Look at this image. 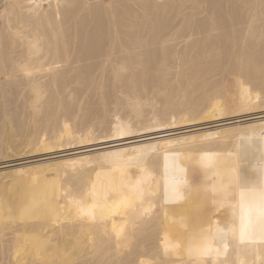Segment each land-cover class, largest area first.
<instances>
[{
  "label": "bare ground",
  "instance_id": "1",
  "mask_svg": "<svg viewBox=\"0 0 264 264\" xmlns=\"http://www.w3.org/2000/svg\"><path fill=\"white\" fill-rule=\"evenodd\" d=\"M9 6L0 18V157L264 109V0ZM11 96L24 99L16 119ZM240 127L24 159L3 181L11 199L0 208V264H264L258 222L241 240V218L264 188V120ZM229 140L235 169L219 177L220 161L206 173L200 152L221 160Z\"/></svg>",
  "mask_w": 264,
  "mask_h": 264
},
{
  "label": "rangeland",
  "instance_id": "2",
  "mask_svg": "<svg viewBox=\"0 0 264 264\" xmlns=\"http://www.w3.org/2000/svg\"><path fill=\"white\" fill-rule=\"evenodd\" d=\"M12 0H0V18H1V16L3 15V13H5V12H7L8 10H9V4H10V2H11ZM224 81V80H223ZM222 81V82H223ZM223 83H226V82H223ZM224 90H226V89H224ZM76 96H78V98H79V100L81 101V103L83 102H85V101H87L88 102V100H86V99H90V97L88 98V96L87 95H85V94H83L82 92H80V93H76ZM13 96H11V97H9V99H11V101H13V103H16V101H18L15 105H19V104H21V102L24 100H22V99H18V98H15V97H13ZM23 98V97H22ZM18 99V100H17ZM19 100H21V101H19ZM8 102H10V101H8ZM13 103L11 102V104L10 103H6V104H9L8 105V107L10 108V109H15V106L13 105ZM10 105H13V107L12 106H10ZM7 106V105H6ZM16 106V107H17ZM21 105H19V109H17V111L16 110H13V111H15V114L17 115H15L14 116V118L16 119V118H19V113H20V107ZM1 107V106H0ZM18 108V107H17ZM2 109H4V106L2 107ZM2 109L0 108V111L2 112ZM5 109H8L7 107H5ZM9 110V109H8ZM22 110V109H21ZM9 111H11V110H9ZM12 111V112H13ZM19 111V112H18ZM1 112H0V115H1ZM18 113V114H17ZM119 115V116H118ZM115 115L113 114L112 115V117L111 118H113V119H122V118H125L126 119V117L127 116H125V115H122V114H117L116 115V117H114ZM117 116H118V118H117ZM151 117V116H150ZM151 118H149V120H150ZM260 121V120H264V109L263 110H259V111H257V112H250V113H246V112H241V113H238V114H232V115H229V116H225V117H221V118H219V119H214V120H208V121H206V122H199V124L198 125H196L195 123H194V125H189V126H186L185 128L183 127L182 129L180 128H178V129H175V130H173L172 129V131H170V132H167V131H163L162 133H159V131L158 132H148L147 130H145V131H140V132H135L134 131V133H133V135L131 136V137H129V138H126L125 140H123V141H114V139H113V137H111V138H107V139H101V140H98V141H92V143H91V141H90V143L89 142H86V143H79L78 145H76V144H72V145H70V146H67L66 148H58V149H56L54 152H52L53 154H51V153H49V152H45V151H48V150H44V151H42L43 153H40L39 152V154L37 153L36 155H38V156H36V157H32V156H30V157H26V158H29V159H31V160H42V159H45V158H49V157H51V158H53V157H56V156H59V155H69V154H73V153H77V152H84V151H89V150H95V149H99L100 147H108V146H110L111 144L112 145H116V143H117V145L118 144H126V143H129V142H135V141H142L143 139L144 140H147V138L148 139H152L153 137H159V136H161L162 134L163 135H165V137L164 138H171V135H170V137H169V134H172V137H174V135H175V137H178V136H181V135H189V134H192L193 132L194 133H196V132H202L203 130H208V129H213V128H230V127H234L235 129L233 130V132H237V131H240V130H242L241 129V125H243V124H247V123H251V122H254V121ZM123 120V119H122ZM218 120V121H217ZM253 120V121H252ZM133 120H130V122H132ZM125 122H128L127 120H125ZM130 122H128L129 124H131ZM134 122V121H133ZM132 122V123H133ZM135 123V122H134ZM201 123V124H200ZM136 125H137V123H135ZM134 124V125H135ZM133 125V124H132ZM132 125H129L131 128L133 127V128H136V126H132ZM139 126V125H138ZM221 126V127H220ZM260 127V126H259ZM18 129V128H17ZM156 129V128H155ZM136 130V129H135ZM151 130H153V129H151ZM84 131H86V130H84ZM17 132L19 133V132H21V129H18L17 130ZM166 132V133H165ZM84 133V132H83ZM85 133H88L87 131L85 132ZM177 133V134H176ZM179 133V134H178ZM183 133V134H182ZM148 134V135H147ZM167 135V136H166ZM178 135V136H177ZM150 136V137H149ZM140 137V138H139ZM18 138H20V137H17V139H15L16 141L18 140ZM146 138V139H145ZM232 138V139H231ZM230 138V140H233L232 142H234V140H235V138H236V135H234V136H232ZM234 138V139H233ZM128 139V140H127ZM251 139V138H250ZM229 140V142L230 143H228L227 144V146H225V148H223V146L221 147V149L220 150H222V149H225V151H227V152H224L223 150H222V154L223 153H225V155L222 157L223 159H219L218 160V157H211L210 158V155H208L207 156V154H211V149H210V153H209V150H205L204 152H203V150H202V152H200L201 153V155H203V159H207L208 160V164L209 165H207V163H206V166H208V167H205L206 169L207 168H209V166L211 165V167H213L214 165H216L215 164V162L217 163V165L219 164V162H220V164L222 165L223 164V161H225V165H224V168H223V165L222 166H220L218 169H217V175H219V177L221 176V174H222V176L223 175H225V173H224V171L227 169V167H228V169H231L232 167V169H235V167H234V165L232 164V161H233V157H232V155H230V151L228 152V150H229V145L232 143L231 141ZM19 142H21V139H19L18 140ZM237 141V140H236ZM236 141L234 142V143H236ZM116 142V143H115ZM119 142V143H118ZM121 142V143H120ZM123 142V143H122ZM249 143H252V140H250L249 141ZM100 144V145H99ZM0 145H1V142H0ZM74 145H76V146H74ZM100 146V147H99ZM226 148L228 149V150H226ZM209 149V148H208ZM207 151V152H206ZM44 152H45V154H44ZM221 152V151H220ZM48 153V154H47ZM57 153V154H56ZM203 153V154H202ZM226 153H227V155L228 156H230V157H227L226 156ZM59 154V155H58ZM199 154V153H198ZM204 154H206V155H204ZM20 155L21 154H15V155H13V156H11L10 158L9 157H6V156H4L3 154H2V156L0 157V206L3 204V206H6V205H8L9 204V201L8 200H10L11 198H9L8 199V197H10V195L8 196L7 195V197H6V195L5 194H11V192L10 193H8V191H6V189H5V194L3 193V189H2V186L4 185L3 184V181L4 180H7V177L9 176V171L10 170H12V169H14V167L15 166H17L18 164H23L24 163V159H26V158H24V159H20L21 157H20ZM201 155H195V160L196 161H194V159L192 160V161H194L193 162V164L196 166V164H199V158H196V157H198V156H201ZM212 155V154H211ZM53 156V157H52ZM206 156V157H205ZM221 156L222 155H220V157L219 158H221ZM38 157V158H37ZM44 157V158H43ZM209 157V158H208ZM227 157V158H226ZM232 157V158H231ZM33 158V159H32ZM213 159V160H212ZM216 161H215V160ZM23 160V161H22ZM52 160H54V159H52ZM209 161L211 162V163H209ZM21 162H23V163H21ZM196 162V163H195ZM228 162V163H227ZM230 163V164H229ZM219 164V165H220ZM232 165V166H231ZM227 166V167H226ZM231 168H230V167ZM194 167V166H193ZM218 167V166H217ZM215 168H216V166H214L213 168H209V170L212 172V170H214V171H216L215 170ZM224 169V170H223ZM204 170L205 169H203V173H204ZM210 171H208V169H207V171H206V173H210ZM213 171V172H214ZM75 173H77L76 171H75ZM75 173H73V175H75ZM79 173V172H78ZM91 172H89V174H90ZM211 174H215V173H211ZM6 175H7V177H6ZM89 176H91V174L89 175ZM222 176H221V178H222ZM4 177H6V178H4ZM24 185V184H23ZM23 185H21V186H23ZM5 186V185H4ZM41 187H42V184L40 185ZM29 186H27V184L26 185H24V188H27L28 190H29V192H28V190L27 189H24L23 187H21L20 188V186H19V189H18V187H17V189H16V187H15V189H14V191L16 190V193L19 191V190H21L22 188H23V190H26V192H27V194L28 193H31L32 191V195L34 194V195H36V193H37V195L36 196H33V197H39V195H40V191H36V188L35 189H32V191L28 188ZM41 187H37V189H39V188H41ZM20 191V193L21 194H19V197H21L22 195H23V193H24V195H27L24 191ZM36 191V192H35ZM7 192V193H6ZM23 192V193H22ZM35 192V193H34ZM1 193H2V195H1ZM5 197H4V196ZM21 195V196H20ZM12 196V195H11ZM6 199L7 198V201L4 199V198ZM4 201H5V204H4ZM8 204H7V203ZM21 202H23V201H21ZM20 202V205L21 204H23V203H21ZM24 202H25V200H24ZM0 208H2V206L0 207ZM16 216H13V219H15V221L17 222V220H16ZM14 220H13V223H14V226L16 227V225H17V228H19L18 226H19V221L17 222L18 224H16V222H15ZM10 228L12 227V226H9ZM9 228V229H10ZM17 236H18V233H17ZM16 236V237H17ZM24 259H25V256L24 255H21V257L19 258V262L20 261H24Z\"/></svg>",
  "mask_w": 264,
  "mask_h": 264
},
{
  "label": "snow or ice",
  "instance_id": "3",
  "mask_svg": "<svg viewBox=\"0 0 264 264\" xmlns=\"http://www.w3.org/2000/svg\"><path fill=\"white\" fill-rule=\"evenodd\" d=\"M254 222H258L260 232L264 236V188H261L258 192H254L252 202L249 204V215L247 221L245 222V217L241 218V240L244 238V233L247 229L254 226ZM223 236L224 233L222 229H218ZM211 251L210 246H205L201 249L202 255H207ZM217 255H220L219 249L216 250Z\"/></svg>",
  "mask_w": 264,
  "mask_h": 264
}]
</instances>
